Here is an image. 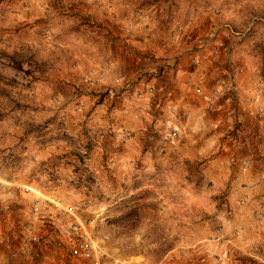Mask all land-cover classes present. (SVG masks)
I'll return each mask as SVG.
<instances>
[{"label": "rangeland", "instance_id": "obj_1", "mask_svg": "<svg viewBox=\"0 0 264 264\" xmlns=\"http://www.w3.org/2000/svg\"><path fill=\"white\" fill-rule=\"evenodd\" d=\"M144 10L169 51L122 48ZM190 45L181 98L157 92ZM91 219L101 264H218L211 240L251 230L263 247L223 264H264V0H0V264H89L56 242Z\"/></svg>", "mask_w": 264, "mask_h": 264}, {"label": "crops", "instance_id": "obj_2", "mask_svg": "<svg viewBox=\"0 0 264 264\" xmlns=\"http://www.w3.org/2000/svg\"><path fill=\"white\" fill-rule=\"evenodd\" d=\"M125 3L129 4L131 3V0H125ZM144 15H140L141 21L138 22V24H135L134 22H130L132 23L133 27L136 26H140V27H134V29L132 30V32L127 33L126 31L124 32V39H123V44H122V48L125 49V52L130 51L131 53L137 52V51H143V49L146 48H150L154 51H160V52H167L170 50V46L172 45V42H174V34L171 33V31L169 30H162L159 29V31H157L156 33H150L149 30L147 31L146 29H144L143 24L146 22V18L145 14H151L150 11H142ZM147 12V13H146ZM149 12V13H148ZM148 15V16H149ZM132 16V15H131ZM139 17V16H138ZM129 20H131V18H129ZM137 20V18H136ZM135 24V25H134ZM150 29V28H149ZM118 34L116 32H114V44H112V55L116 56V52L120 51V49L117 47V39L116 36ZM169 53V52H168ZM193 53L191 51V45L188 47H185V49L179 50V54L183 55L184 57L188 56V58L184 59L183 57L181 58V62L177 65L179 68L176 71L177 75L176 77H171L168 79H159V81L157 82V92H163V89L168 92H165V95L169 94L170 92L174 94L175 97H179V99L181 98L180 96L182 95L180 92L178 91H173L171 90V87L174 88V90H181L182 87L180 86V77L186 78V75H188V71L189 69L184 66L185 65V61H190L191 57H193ZM111 60V64L112 66L116 69L117 68V64L115 59ZM184 59V60H183ZM131 62V61H130ZM124 68V66H123ZM181 75V76H178ZM164 76L166 75H162V77L164 78ZM116 81L114 80V83ZM154 80H147V79H140V80H136L135 83L132 84L131 88L125 89V91L121 92V95L127 94L130 90L131 91H135L138 92L140 97H144L147 94H149L150 92H153V88L151 89L150 87L152 86ZM145 88V94L142 93V91H144L143 89ZM138 89V90H137ZM171 90V91H170ZM170 91V92H169ZM149 92V93H148ZM240 182H244L245 187H240L238 188V192H240V194H250L253 193L256 186L252 187V185L255 184V179L254 178H244L243 180H241ZM251 185V187H249ZM234 190V188H233ZM235 192V191H234ZM238 227H240L241 232H248L250 230H248V228H251V226L248 225V221L244 219H238L236 220V222H234ZM229 229L228 226L225 227V230L227 232V229ZM214 235V234H213ZM227 238H229L230 240H221L220 237L217 235L216 239L211 240V242L209 243L210 248H212V250H214V253H220L222 250H224L223 245H227V246H232V248H234V251L236 252L237 256L239 257H246V256H253L255 254H251L250 252V244L254 245L257 243L259 245V247H263V245H261L260 240H259V234L256 233V231H252L251 230V235H247V237L245 236H239L238 238H233L231 236H227ZM247 238V239H246ZM247 242H250V244L248 245ZM225 245V246H226ZM229 246V248L231 249V247ZM258 248V247H257ZM257 248H254L255 251H258ZM250 253V254H249ZM243 263V261L241 262ZM244 264V263H243Z\"/></svg>", "mask_w": 264, "mask_h": 264}, {"label": "built area", "instance_id": "obj_3", "mask_svg": "<svg viewBox=\"0 0 264 264\" xmlns=\"http://www.w3.org/2000/svg\"><path fill=\"white\" fill-rule=\"evenodd\" d=\"M253 23L254 19H252L249 28L253 25ZM177 30L181 31V28L178 27ZM210 36L212 37L214 36V34H211ZM191 60L196 61L197 59L193 57L191 58ZM225 86L227 85H217L206 95L205 105L207 109H214L219 94ZM194 88L196 93H201V89L199 87L194 86ZM261 112L262 109L259 108L258 113ZM178 136V129L175 127H171L168 130L166 138L163 142L164 144H166L167 142L176 141L178 139ZM25 190L28 191L32 189L26 187ZM40 210L41 201L38 197H35L31 205V214L33 216H37ZM21 228L25 233L29 235L31 240H33L34 242L39 241V237L36 235L31 225L24 224L21 226ZM216 232H218V229L216 230ZM56 246L66 248L69 256L75 260L88 262L89 264H101V253L95 239L92 219L88 221L77 220L75 223L71 224L66 233L61 234V237L56 242ZM226 258L227 252L225 250H222L220 253H213V259L218 264H223Z\"/></svg>", "mask_w": 264, "mask_h": 264}]
</instances>
